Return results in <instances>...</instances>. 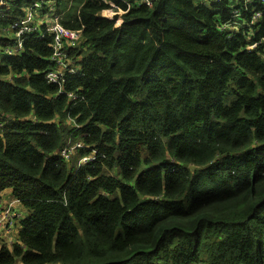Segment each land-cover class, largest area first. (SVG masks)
Returning <instances> with one entry per match:
<instances>
[{"label": "trees", "instance_id": "1", "mask_svg": "<svg viewBox=\"0 0 264 264\" xmlns=\"http://www.w3.org/2000/svg\"><path fill=\"white\" fill-rule=\"evenodd\" d=\"M36 1L0 0V192L27 211L0 264H264V17L249 36L222 28L230 0H57L83 38L60 93L45 27L6 53Z\"/></svg>", "mask_w": 264, "mask_h": 264}, {"label": "built area", "instance_id": "2", "mask_svg": "<svg viewBox=\"0 0 264 264\" xmlns=\"http://www.w3.org/2000/svg\"><path fill=\"white\" fill-rule=\"evenodd\" d=\"M139 5L153 7L158 0H136ZM219 2L221 0H213ZM232 5L230 20L223 25V29L230 31H239L242 27L249 28V36L253 35L251 27L264 17V0H261L263 8L254 9L252 20L248 24H243L241 20L242 8L238 5V0H230ZM257 0H245V4L252 5ZM57 0H38L33 5L28 7L25 16L15 22L11 27L6 28V32L13 31L17 38L16 44H11L6 48L8 55L20 54L23 50V43L27 35L39 31L44 36L42 28L45 27L48 34L54 36L52 44L53 54L51 61L54 66L46 73V78L49 83L58 85L60 93H66L63 89L69 76L81 75V68L77 61L73 59L69 52L77 47L83 40L82 35L63 26L57 19ZM43 15V16H41ZM48 16L52 17V21H45ZM252 31V35L250 32ZM69 98L77 100L79 95L74 92L67 93ZM76 125L73 119L69 120ZM86 147L81 141L71 142L61 150L60 154L65 160H71L79 148ZM97 152L93 151L89 155H85L80 159L81 164H86L96 160ZM26 214L22 209V204L19 199L13 198L7 201L6 198L0 197V247L7 245L12 248L19 242V234L22 228V220Z\"/></svg>", "mask_w": 264, "mask_h": 264}, {"label": "rangeland", "instance_id": "3", "mask_svg": "<svg viewBox=\"0 0 264 264\" xmlns=\"http://www.w3.org/2000/svg\"><path fill=\"white\" fill-rule=\"evenodd\" d=\"M41 16H43V15H41ZM45 21H52V17L51 16H48L46 19H44ZM250 34L252 35V31L250 32ZM6 36H8L12 41H11V43H13V44H16L17 43V38H16V35H15V33L13 32V31H9V32H7L6 33ZM8 194H11L10 192H9V190H7L6 191ZM1 193V192H0ZM8 194H0V197H2V198H5V196H7ZM22 209H23V211L25 212V214H26V208L24 207V206H22ZM17 244H21V242H20V239H19V242L17 243Z\"/></svg>", "mask_w": 264, "mask_h": 264}, {"label": "crops", "instance_id": "4", "mask_svg": "<svg viewBox=\"0 0 264 264\" xmlns=\"http://www.w3.org/2000/svg\"><path fill=\"white\" fill-rule=\"evenodd\" d=\"M197 1H210V0H197ZM234 31V30H233ZM1 37H5V34L3 32H0V38ZM3 51H2V46L0 45V61L2 60V56H3ZM9 190V192L11 194H8L6 191ZM0 194H8L7 196H5L7 201H10L11 199H13L15 196L13 195V189H6L4 191H2ZM27 213V212H26ZM20 264V263H18Z\"/></svg>", "mask_w": 264, "mask_h": 264}]
</instances>
